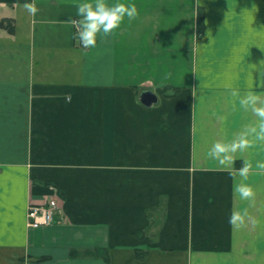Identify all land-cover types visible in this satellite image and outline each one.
Returning <instances> with one entry per match:
<instances>
[{"label":"crops","instance_id":"0c3cea01","mask_svg":"<svg viewBox=\"0 0 264 264\" xmlns=\"http://www.w3.org/2000/svg\"><path fill=\"white\" fill-rule=\"evenodd\" d=\"M30 2L0 0V264H264V0H104L138 14L88 47L84 0Z\"/></svg>","mask_w":264,"mask_h":264},{"label":"clouds","instance_id":"9594fccd","mask_svg":"<svg viewBox=\"0 0 264 264\" xmlns=\"http://www.w3.org/2000/svg\"><path fill=\"white\" fill-rule=\"evenodd\" d=\"M25 7L35 13L36 7L30 0H25ZM77 13L81 17V28L78 32L81 43L85 46H94L97 43L99 33H111L113 29L118 27L125 16L133 18L138 12L135 4L127 5L122 2L107 4L104 0H96L93 5L88 0H84L77 5ZM257 97L249 94L245 100L255 101ZM260 115L264 116V106L255 109ZM215 147L219 148L217 144ZM245 196L250 195L249 192L243 193Z\"/></svg>","mask_w":264,"mask_h":264},{"label":"built area","instance_id":"2783aa9c","mask_svg":"<svg viewBox=\"0 0 264 264\" xmlns=\"http://www.w3.org/2000/svg\"><path fill=\"white\" fill-rule=\"evenodd\" d=\"M75 41L77 45L84 46L79 38V23L74 20ZM59 209V199L57 197L46 200L41 203L30 204L27 209V225L31 228L45 226L53 222L55 214Z\"/></svg>","mask_w":264,"mask_h":264},{"label":"water","instance_id":"95a60500","mask_svg":"<svg viewBox=\"0 0 264 264\" xmlns=\"http://www.w3.org/2000/svg\"><path fill=\"white\" fill-rule=\"evenodd\" d=\"M141 100L144 104L150 105L156 100V96L151 91L143 92L141 95Z\"/></svg>","mask_w":264,"mask_h":264},{"label":"trees","instance_id":"16d2710c","mask_svg":"<svg viewBox=\"0 0 264 264\" xmlns=\"http://www.w3.org/2000/svg\"><path fill=\"white\" fill-rule=\"evenodd\" d=\"M198 29H200V31L202 30V28H203V22H202V16H200L199 15V17H198ZM9 30L11 31L12 30V28L11 27H9Z\"/></svg>","mask_w":264,"mask_h":264}]
</instances>
